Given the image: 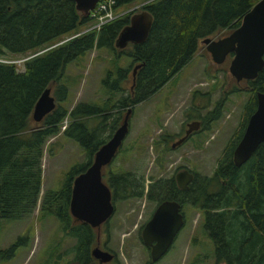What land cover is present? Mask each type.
<instances>
[{
    "label": "trees",
    "instance_id": "obj_1",
    "mask_svg": "<svg viewBox=\"0 0 264 264\" xmlns=\"http://www.w3.org/2000/svg\"><path fill=\"white\" fill-rule=\"evenodd\" d=\"M136 1L115 0V9L126 11L123 8ZM144 1L141 10L152 15L148 37L141 44H128L131 47L125 50L114 47V42L132 11L99 30L63 41L90 21L89 15L75 9L73 1L0 0V56L33 55L24 61L22 71L15 64L0 63V218H29L35 211L41 193L43 146L49 137L60 132L61 123L68 118L62 133L85 150L86 162L67 170L59 191L43 194L38 211L41 217H56L62 230L75 239L71 250L73 262L78 264L92 261L93 232L88 224L74 222L70 215L72 181L91 164L94 153L110 137L100 135L107 123V114L102 113L111 108L129 109L150 98L191 60L200 41L219 31L230 33L258 0ZM94 48H107L115 58L126 55L135 65H142L136 70L133 85L131 81L129 94L122 95L118 102L111 103L112 93L123 90L122 82L127 77V69L122 67L115 72L107 71L101 80L111 93L103 107L78 102L67 110L60 104L68 95L64 70L78 56ZM248 83L251 95L243 107L244 120L238 136L225 145L212 175L191 171L193 179L183 191L173 176L149 178L146 183L143 177L129 171L107 174L114 203L146 197L157 205L162 200L174 199L181 206L189 203L203 211V226L214 244L215 262L222 264H264V144L240 167L232 160L234 147L256 108V92H264V67ZM46 87H52L58 105L31 127L34 104ZM218 114L217 106L201 119L202 124ZM99 116L103 121L89 127L87 118ZM116 126L114 117L111 131ZM18 246L19 238L0 251V259L13 256Z\"/></svg>",
    "mask_w": 264,
    "mask_h": 264
},
{
    "label": "rangeland",
    "instance_id": "obj_2",
    "mask_svg": "<svg viewBox=\"0 0 264 264\" xmlns=\"http://www.w3.org/2000/svg\"><path fill=\"white\" fill-rule=\"evenodd\" d=\"M144 3V0H138L123 9L138 12ZM228 33L219 31L216 35L220 37ZM130 47L127 45L125 50ZM28 56L8 54L0 57L22 60ZM231 57L227 56L223 63H214L200 41L191 60L161 89L130 107L128 133L112 161L102 168L103 182L108 184V173L128 171L143 177L146 183L149 178L174 177L184 168L199 175H212L223 148L238 136L244 120L243 107L251 95L248 80L237 82L230 74ZM15 66L19 71L24 69L23 62ZM134 66L130 57L120 55L115 58L107 48H94L78 56L64 70L68 95L60 104L67 110L78 102L103 107L111 93L103 87L101 80L107 71L115 72L117 67H122L127 69V77L122 82L123 90L112 93L111 103L118 102L122 95L127 96L130 92ZM51 94L54 96L52 87ZM55 103L58 105L56 100ZM108 106H111L110 102ZM217 106L219 114L215 119L202 124L201 129L181 145L171 148V143L184 134L188 122L201 120ZM127 109L111 108L102 113L107 114V123L100 132L102 138L113 134L115 129L111 131V124L114 117H117V128ZM87 121L89 127H96L103 118H87ZM68 122L69 119L65 118L60 132L49 137L43 146L41 193L35 211L20 221L0 220L1 249L8 248L18 236L22 237L14 255L0 259V264H78L68 252L75 239L64 235L56 217H41L38 211L43 194L59 191L67 170L86 162L85 150L62 133ZM29 125H35L32 119ZM155 205L146 197L115 202L112 216L99 227L91 228L93 242L90 249L99 245L115 254V260L103 264H145L150 261L149 248L142 242L141 230ZM181 212L184 225L169 251L153 264H222L215 262L214 244L203 226V211L185 203ZM92 264L99 263L93 261Z\"/></svg>",
    "mask_w": 264,
    "mask_h": 264
},
{
    "label": "water",
    "instance_id": "obj_3",
    "mask_svg": "<svg viewBox=\"0 0 264 264\" xmlns=\"http://www.w3.org/2000/svg\"><path fill=\"white\" fill-rule=\"evenodd\" d=\"M71 1L74 2L75 9L83 15H88L98 2V0ZM151 26L152 15L147 10L134 12L130 15L128 23L119 31L114 47L124 49L128 44L143 43L148 37ZM202 43L216 64L223 63L227 56L232 54L228 70L237 82L254 80L264 67V0H258L229 34L220 38L207 37ZM141 65L136 64L132 70V85L136 70ZM55 106V97L51 94V88L46 87L34 104L31 118L38 123ZM130 113L129 108L123 122L94 153L91 164L72 181L70 215L91 228L99 227L114 212L112 192L102 180V168L112 161L127 135ZM200 126V120L188 122L184 135L173 141L170 146L174 148L181 144ZM260 144H264V92L257 91L256 108L248 117L243 133L233 150L234 165L240 167L244 164ZM174 179L177 187L186 191L193 179V173L184 168L174 175ZM184 222L179 201L165 199L157 203L141 230L142 242L149 248L152 262L158 261L169 251ZM90 254L100 263L108 262L113 257L109 251L102 250L99 246L92 248Z\"/></svg>",
    "mask_w": 264,
    "mask_h": 264
},
{
    "label": "built area",
    "instance_id": "obj_4",
    "mask_svg": "<svg viewBox=\"0 0 264 264\" xmlns=\"http://www.w3.org/2000/svg\"><path fill=\"white\" fill-rule=\"evenodd\" d=\"M115 3H116L115 0H98L93 10H91L88 14L90 16V21L84 27H82V29L78 33L65 38L63 41L69 40L83 33L99 30L104 24L113 21L120 15L127 12V11H122V12L117 11L115 9ZM30 56L22 60H14V59L0 57V63L21 64L22 62L24 63V61L28 59Z\"/></svg>",
    "mask_w": 264,
    "mask_h": 264
},
{
    "label": "flooded vegetation",
    "instance_id": "obj_5",
    "mask_svg": "<svg viewBox=\"0 0 264 264\" xmlns=\"http://www.w3.org/2000/svg\"><path fill=\"white\" fill-rule=\"evenodd\" d=\"M215 36H216V37H214V38H220L218 35H215ZM222 37H223V36H222ZM211 38H213V37H211ZM229 55H230V54H229ZM229 55H228V56H229ZM195 120H199V119H195ZM192 121H193V120H192ZM190 122H191V121H190ZM200 122H201V125H202V121H201V120H200ZM201 127H202V126H200V128H199L197 131H199V130L201 129ZM186 128H187V126H186ZM185 130H186V129H185ZM197 131H194V132H197ZM184 132H185V131H184ZM192 133H193V132H192ZM192 133H190L189 136H191ZM183 135H184V134H183ZM183 135H182V136H183ZM182 136H180V137H182ZM189 136H188V137H187L182 143H184V142L189 138ZM180 137H178L177 139H179ZM182 143H181V144H182ZM181 144H179V145H181ZM179 145H177V146H179ZM177 146H176V147H177ZM171 148H172V147H171ZM174 148H175V147H174ZM234 148H235V147H234ZM92 158H93V157H92ZM91 162H92V161H91ZM189 171H190V170H189ZM190 172H191V171H190ZM111 192H112V191H111ZM112 202H113V201H112ZM113 204H114V207H115V203H114V202H113ZM111 216H112V215H111ZM45 217H46V216H45ZM71 217H72V216H71ZM23 219H26V218L18 219V221L23 220ZM72 219H74V220L77 221V222H80V221L76 220V219L73 218V217H72ZM0 220H2V219L0 218ZM9 221H16V220H9ZM105 222H106V221H105ZM105 222H104V223H105ZM102 224H103V223H102ZM61 229H62V228H61ZM62 231H63V230H62ZM63 233H64V235H65V234H66V231H63ZM65 236H69V235L66 234ZM69 237H71V236H69ZM18 238H19V243H21L20 241H21V238H22V237H21V236H18L17 239H18ZM72 238H73V237H72ZM17 239H16V240H17ZM96 246H99V245H96ZM16 248H17V247H16ZM16 248H15V249H16ZM6 249H7V248H6ZM6 249H4V248L1 249V248H0V251L6 250ZM90 250H91V249H90ZM102 250H105V249H102ZM106 251H108V250H106ZM68 252H70L69 254H72V255H73L72 250H70V251H68ZM110 253L113 255V257H112L111 260H113V259L115 260V254H113L112 252H110ZM10 257H11V256H10ZM90 257L92 258V261H91L90 264H92L93 261H94V262H95V261H98V259H94V258L91 256V254H90ZM162 257H163V256H162ZM162 257H161V258H162ZM161 258H160V259H161ZM160 259H159V260H160ZM111 260H110V261H111ZM159 260H158V261H159ZM110 261H108V262H110ZM158 261L152 262V261L150 260L149 262H152V264H153V263H156V262H158ZM149 262L147 261L145 264H149ZM98 263H99V264H103V263H106V262L100 263V262L98 261Z\"/></svg>",
    "mask_w": 264,
    "mask_h": 264
},
{
    "label": "bare ground",
    "instance_id": "obj_6",
    "mask_svg": "<svg viewBox=\"0 0 264 264\" xmlns=\"http://www.w3.org/2000/svg\"><path fill=\"white\" fill-rule=\"evenodd\" d=\"M123 10V9H122ZM127 11V10H126ZM122 12V11H121Z\"/></svg>",
    "mask_w": 264,
    "mask_h": 264
}]
</instances>
